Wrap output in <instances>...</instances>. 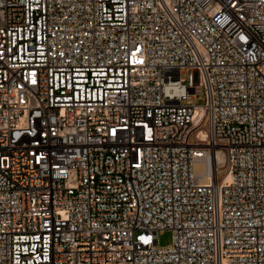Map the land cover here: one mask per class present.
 I'll use <instances>...</instances> for the list:
<instances>
[{
    "label": "built area",
    "instance_id": "2783aa9c",
    "mask_svg": "<svg viewBox=\"0 0 264 264\" xmlns=\"http://www.w3.org/2000/svg\"><path fill=\"white\" fill-rule=\"evenodd\" d=\"M0 264H264V0H0Z\"/></svg>",
    "mask_w": 264,
    "mask_h": 264
},
{
    "label": "rangeland",
    "instance_id": "374dc122",
    "mask_svg": "<svg viewBox=\"0 0 264 264\" xmlns=\"http://www.w3.org/2000/svg\"><path fill=\"white\" fill-rule=\"evenodd\" d=\"M184 78H188V74L183 75ZM190 102L198 106H203L205 104V96L203 94H198L196 99H190ZM159 245L163 248H168L172 244L173 234L170 231L163 232L158 236Z\"/></svg>",
    "mask_w": 264,
    "mask_h": 264
}]
</instances>
